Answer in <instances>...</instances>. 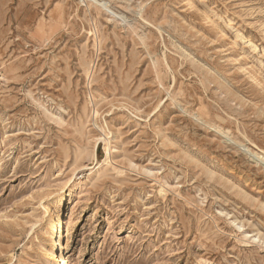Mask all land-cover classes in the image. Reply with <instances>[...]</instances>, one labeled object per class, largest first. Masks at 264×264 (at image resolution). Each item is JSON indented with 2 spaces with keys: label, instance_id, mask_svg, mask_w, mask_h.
<instances>
[{
  "label": "rangeland",
  "instance_id": "rangeland-1",
  "mask_svg": "<svg viewBox=\"0 0 264 264\" xmlns=\"http://www.w3.org/2000/svg\"><path fill=\"white\" fill-rule=\"evenodd\" d=\"M54 243L264 264V0H0V264Z\"/></svg>",
  "mask_w": 264,
  "mask_h": 264
},
{
  "label": "bare ground",
  "instance_id": "bare-ground-1",
  "mask_svg": "<svg viewBox=\"0 0 264 264\" xmlns=\"http://www.w3.org/2000/svg\"><path fill=\"white\" fill-rule=\"evenodd\" d=\"M109 153H110V148L108 147L107 159H108ZM96 164H98V161L96 162ZM70 203L72 204L71 201ZM71 204L69 207H71ZM62 222H63L62 216L60 214L57 215L56 221L53 220V228H54L53 241L54 242L58 240V237H60V234L62 231ZM47 258H48L47 264H70L69 260L67 259V256L64 254V250L61 249V251L59 252V249L55 243L52 246L51 251L47 254Z\"/></svg>",
  "mask_w": 264,
  "mask_h": 264
}]
</instances>
